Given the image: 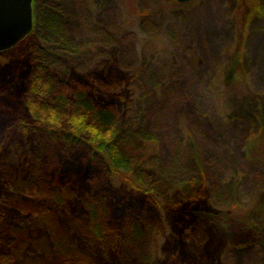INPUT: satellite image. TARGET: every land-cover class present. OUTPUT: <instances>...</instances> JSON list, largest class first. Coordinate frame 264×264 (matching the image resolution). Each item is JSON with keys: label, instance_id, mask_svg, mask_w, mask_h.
<instances>
[{"label": "rangeland", "instance_id": "rangeland-1", "mask_svg": "<svg viewBox=\"0 0 264 264\" xmlns=\"http://www.w3.org/2000/svg\"><path fill=\"white\" fill-rule=\"evenodd\" d=\"M35 1L33 39L3 58L14 76L28 71V49L38 44L57 72L137 91L126 113L132 136L118 139L136 168L111 178L115 205L142 218L156 209L145 189L180 196L191 180L205 182L204 200L186 202L180 219L151 212L164 224L154 264H264V0ZM108 93L97 95L110 102ZM0 99H9L5 89ZM6 156L1 147L0 168ZM137 179L139 191L128 183ZM1 182L0 173V191ZM209 198L231 207L226 219L208 214ZM60 213L71 241L100 264H137L120 240L87 242L74 215Z\"/></svg>", "mask_w": 264, "mask_h": 264}, {"label": "trees", "instance_id": "trees-1", "mask_svg": "<svg viewBox=\"0 0 264 264\" xmlns=\"http://www.w3.org/2000/svg\"><path fill=\"white\" fill-rule=\"evenodd\" d=\"M27 60L29 69L22 72V84L10 93V103L18 112L0 119V147L7 150L0 168V264H100L90 249L77 248L71 241L60 209L74 215L87 242L120 240L137 264H154L164 224L151 212L180 219L186 202L204 200L198 191L202 192L205 182L191 180L180 196L161 197L145 189L156 209L142 218L132 207L120 210L114 203L117 194L111 178L134 175L136 165L122 153L118 139L121 131L132 136L126 113L137 91H126L121 84L114 90L112 83L103 88L95 74L84 81L73 71L57 72L42 61L38 44L29 47ZM0 66L5 74L13 71L3 58ZM229 69L228 83L235 78ZM237 76L243 80L245 74ZM106 90L113 99L110 102L97 95ZM241 95L243 99L250 92ZM70 156L78 159L73 162ZM142 182L128 183L140 186L139 191ZM216 200L209 198L213 208L208 214L218 212L219 218L226 219L231 207L222 209ZM253 223L249 216L243 221L247 227Z\"/></svg>", "mask_w": 264, "mask_h": 264}, {"label": "water", "instance_id": "water-1", "mask_svg": "<svg viewBox=\"0 0 264 264\" xmlns=\"http://www.w3.org/2000/svg\"><path fill=\"white\" fill-rule=\"evenodd\" d=\"M192 0H175L187 4ZM34 0H0V53L5 52L30 36L34 30Z\"/></svg>", "mask_w": 264, "mask_h": 264}, {"label": "flooded vegetation", "instance_id": "flooded-vegetation-1", "mask_svg": "<svg viewBox=\"0 0 264 264\" xmlns=\"http://www.w3.org/2000/svg\"><path fill=\"white\" fill-rule=\"evenodd\" d=\"M35 3H36V1L34 0V2H33V20H34V23H35V18H34V6H35L34 4ZM33 32H34V30H33ZM33 32H32V34H34ZM32 34L30 36H28L23 42H21L17 46H15V47H13V48L5 51V52L0 53V59L4 58L6 56V53L11 52L12 50H14V49L22 46L31 36H34ZM2 68L3 67L0 66V82H3V83H0V89L3 88L2 85L3 86L4 85L5 86L8 85L7 86L8 89L5 88V90L8 92L9 97H10L11 96L10 93L13 92L12 90H14L16 88L19 89V86L22 84L21 83L22 80L20 78L21 72L18 75L14 76L13 75L14 72L15 73L19 72L18 68L16 67L17 68L16 71H12V72L8 73L6 76H4L5 75V72H4V69H2ZM11 68L14 69V67H11ZM6 72H7V70H6ZM12 100H13V97L12 96H11V99L10 100L9 99H6V100L5 99H0V119H2L4 117H10L13 113L18 112V111H15V106L13 107L12 106L13 104L10 103ZM8 114H10V115H8Z\"/></svg>", "mask_w": 264, "mask_h": 264}]
</instances>
